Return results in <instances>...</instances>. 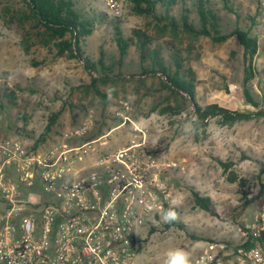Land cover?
Instances as JSON below:
<instances>
[{"label":"rangeland","instance_id":"374dc122","mask_svg":"<svg viewBox=\"0 0 264 264\" xmlns=\"http://www.w3.org/2000/svg\"><path fill=\"white\" fill-rule=\"evenodd\" d=\"M120 1V15L114 17L120 19L122 35L128 37L134 28L148 32L152 37L151 46L160 48L167 64L170 62L167 47L177 46L184 58V67L194 72V98L199 105L254 110L242 95V49L234 37L213 44L207 38L190 41L179 34L173 41L169 33L156 35L149 18L131 14L127 0ZM80 2L108 16L103 23L95 25L82 47L83 56L93 62L99 58L100 48L104 63L112 66L113 74H120L115 85L100 88L108 95V103L101 108L95 96L83 93L82 86L89 83V78L82 62L55 57L53 49L40 44L25 52L21 32L11 18L12 12L21 8L20 0H0V137L16 138L30 148L43 131L49 113L58 111L57 124L41 150L58 140L63 131L84 124L88 128L86 133L67 142L77 140L79 145L82 140L103 134L105 153L131 143L153 150L159 163L166 164L160 180L171 188V200L179 201L176 211L181 227L166 228L160 220L153 228L138 229L140 250L135 264H163L165 251L173 247L187 248L196 256L207 240L234 242L235 225L224 217L237 207L242 197L237 184L227 181L228 171L224 172L219 162H231L234 174L247 181L250 192L247 198L254 197L260 184L264 187V174L257 179L260 163L264 162V117L231 126L219 125L212 119L203 131L184 135L178 125L182 123V114L188 116V105H183L182 113L177 116L159 114L155 108L175 104V97L170 96L157 75H139L138 52L134 45L128 47L121 65L118 64V51L109 23L111 13L102 0ZM231 3L234 12L241 15L239 25L245 27L244 16L256 10L255 0H231ZM211 5L217 11L221 32L232 30L236 25L233 14L226 11L219 0H211ZM171 14L177 16L179 7H174ZM252 34L257 36L258 48L253 59L250 93L264 106V36L254 29ZM33 62L39 65L33 66ZM10 91H13L12 97ZM94 127L98 131L91 135ZM82 163L78 160L79 166ZM190 189L209 198L215 216L193 207ZM257 205L258 199L250 201L236 219L238 225L250 220Z\"/></svg>","mask_w":264,"mask_h":264},{"label":"built area","instance_id":"2783aa9c","mask_svg":"<svg viewBox=\"0 0 264 264\" xmlns=\"http://www.w3.org/2000/svg\"><path fill=\"white\" fill-rule=\"evenodd\" d=\"M255 3L252 30L264 36V0ZM102 4L120 15V0ZM87 129L65 130L44 150L0 137V264H135L138 229L156 226L157 210L172 202L160 180L166 164L131 143L79 166L77 153L90 146L67 140ZM234 234V242L207 240L193 264H264V191Z\"/></svg>","mask_w":264,"mask_h":264},{"label":"trees","instance_id":"16d2710c","mask_svg":"<svg viewBox=\"0 0 264 264\" xmlns=\"http://www.w3.org/2000/svg\"><path fill=\"white\" fill-rule=\"evenodd\" d=\"M219 1L223 8L231 12L235 18V27L227 33H222L220 30L217 11L212 7L211 0H127L131 14L149 18L156 35L169 33L173 41L177 40L179 34L187 36L190 41H195L200 37L207 38L213 44H220L234 37L242 49V95L245 102L254 108L253 111L229 110L217 104L199 105L194 98V72L184 67V58L177 46L171 44L167 47L170 61L167 64L161 56L160 48L151 46L152 37L148 32L134 28L130 30L128 37H124L119 25L120 19L109 16L112 39L119 56L118 64L121 65L128 47L134 45L138 52L139 75L144 77L157 75L170 96L175 97V104L167 103L155 109L161 115L177 116L182 113L183 105L187 104L189 107L187 117L190 118L193 114L199 117L198 131H203L208 121L212 119L219 125L231 126L235 123L264 117V106H260L250 93V81L254 76L253 59L258 48L257 36L252 34V28L258 24L257 12L245 15L246 25L242 27L239 25L241 15L239 12H234L231 0ZM20 3L21 8L13 11L11 18L15 20L18 25L17 29L21 32L24 51L27 52L33 45L40 44L49 50L53 49L55 57L77 59L82 62L83 69L89 78V83L82 86L83 93L95 96L100 107L104 108L108 103V95L100 88L110 84L115 85L119 81L120 74H113L112 66L104 63L100 48L99 58L93 62L83 56L82 47L85 38L93 33L95 25L103 23L108 17L106 13L94 10L88 5L83 6L80 0H20ZM174 7H179L177 16L171 14ZM8 11L5 10V12ZM190 49L191 45L188 50ZM32 64L33 66L39 65L36 62ZM12 95L13 91H10V97ZM262 102L264 103V94ZM82 112H84L83 106ZM59 115L58 111L49 113L43 131L33 141L31 149H36L47 141L57 124ZM219 164L224 172L228 171L227 181L237 184L238 193L242 197L237 207L224 217L225 220L237 226L236 219L240 213L246 209L252 199H258L264 187L260 184L255 196L247 198L250 194L247 181L234 174L231 170L233 166L231 162H219ZM262 174H264V162L260 163L258 180ZM190 194L194 208L213 216L216 215L209 198L200 196L193 189H190ZM165 209L168 208L165 207ZM165 227H181V225L177 221L172 224L165 223Z\"/></svg>","mask_w":264,"mask_h":264},{"label":"clouds","instance_id":"9594fccd","mask_svg":"<svg viewBox=\"0 0 264 264\" xmlns=\"http://www.w3.org/2000/svg\"><path fill=\"white\" fill-rule=\"evenodd\" d=\"M181 118L182 123L178 125L181 132L186 136L194 135L198 131L200 123L198 115L193 114L189 118L182 114ZM177 207H179V201L173 200L168 209H158L157 211L160 213L161 220L168 224L179 221L180 216L176 211ZM163 264H193V254L191 250L184 247L169 248L164 253ZM199 264H203V261L201 260Z\"/></svg>","mask_w":264,"mask_h":264},{"label":"crops","instance_id":"0c3cea01","mask_svg":"<svg viewBox=\"0 0 264 264\" xmlns=\"http://www.w3.org/2000/svg\"><path fill=\"white\" fill-rule=\"evenodd\" d=\"M98 131V128L94 127L93 128V132L91 133V135L95 132ZM105 135L101 134L97 137H91L88 140H82L81 144L79 145H83V144H89L90 148H85V151H82L81 153H77L75 160H85V163H88V160H96L98 155L105 153V140L104 137ZM103 140V142H102ZM69 143L72 146H78L77 140H72L69 141ZM42 147V146H40Z\"/></svg>","mask_w":264,"mask_h":264}]
</instances>
